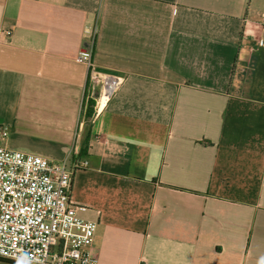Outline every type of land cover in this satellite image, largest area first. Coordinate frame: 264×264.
Wrapping results in <instances>:
<instances>
[{
	"label": "crops",
	"instance_id": "0c3cea01",
	"mask_svg": "<svg viewBox=\"0 0 264 264\" xmlns=\"http://www.w3.org/2000/svg\"><path fill=\"white\" fill-rule=\"evenodd\" d=\"M262 22L264 0H0V145L78 165L98 264H264ZM94 24L122 83L86 118Z\"/></svg>",
	"mask_w": 264,
	"mask_h": 264
},
{
	"label": "built area",
	"instance_id": "2783aa9c",
	"mask_svg": "<svg viewBox=\"0 0 264 264\" xmlns=\"http://www.w3.org/2000/svg\"><path fill=\"white\" fill-rule=\"evenodd\" d=\"M84 34L75 61L87 67L89 83L97 91V109L112 97L122 77L100 73L91 63L96 24ZM256 39L258 48L264 49V22L257 27ZM5 135L0 131V136ZM77 168L0 145L1 259L23 264H98L93 246L97 222L78 216L70 195Z\"/></svg>",
	"mask_w": 264,
	"mask_h": 264
},
{
	"label": "trees",
	"instance_id": "16d2710c",
	"mask_svg": "<svg viewBox=\"0 0 264 264\" xmlns=\"http://www.w3.org/2000/svg\"><path fill=\"white\" fill-rule=\"evenodd\" d=\"M93 101L92 100H87L86 102V109H85V117L89 118L92 114L93 111Z\"/></svg>",
	"mask_w": 264,
	"mask_h": 264
},
{
	"label": "water",
	"instance_id": "95a60500",
	"mask_svg": "<svg viewBox=\"0 0 264 264\" xmlns=\"http://www.w3.org/2000/svg\"><path fill=\"white\" fill-rule=\"evenodd\" d=\"M98 72H100V73H107V74H117V73H114V72H111V71H107V70H99Z\"/></svg>",
	"mask_w": 264,
	"mask_h": 264
},
{
	"label": "bare ground",
	"instance_id": "6f19581e",
	"mask_svg": "<svg viewBox=\"0 0 264 264\" xmlns=\"http://www.w3.org/2000/svg\"><path fill=\"white\" fill-rule=\"evenodd\" d=\"M101 107V106H100Z\"/></svg>",
	"mask_w": 264,
	"mask_h": 264
}]
</instances>
